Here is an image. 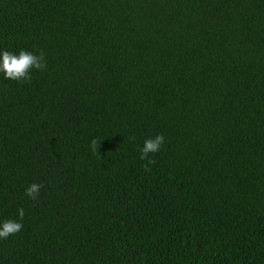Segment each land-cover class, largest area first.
Returning <instances> with one entry per match:
<instances>
[{"label":"trees","instance_id":"obj_1","mask_svg":"<svg viewBox=\"0 0 264 264\" xmlns=\"http://www.w3.org/2000/svg\"><path fill=\"white\" fill-rule=\"evenodd\" d=\"M0 48L47 61L0 77V264H264V0H0Z\"/></svg>","mask_w":264,"mask_h":264},{"label":"clouds","instance_id":"obj_2","mask_svg":"<svg viewBox=\"0 0 264 264\" xmlns=\"http://www.w3.org/2000/svg\"><path fill=\"white\" fill-rule=\"evenodd\" d=\"M47 61L42 51L34 52L19 49L17 52L0 48V77L18 83L29 82L33 71H45ZM134 139V138H132ZM166 138L162 134L146 137L138 148V155L141 161L147 164L154 163L153 156L159 153L165 144ZM98 141L93 138L89 142V148L93 153H98ZM42 184L30 183L24 189V195L30 200H36L40 194ZM25 210L19 207L16 210V218L0 220V240H7L10 236L18 234L23 225Z\"/></svg>","mask_w":264,"mask_h":264}]
</instances>
